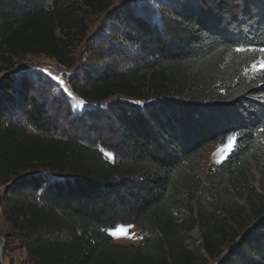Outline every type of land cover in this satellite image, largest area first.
<instances>
[{
    "label": "trees",
    "instance_id": "trees-1",
    "mask_svg": "<svg viewBox=\"0 0 264 264\" xmlns=\"http://www.w3.org/2000/svg\"><path fill=\"white\" fill-rule=\"evenodd\" d=\"M92 17L104 30L89 36ZM80 46L93 69L78 67ZM260 47L264 0H0L5 238L31 264H264ZM26 56L72 70V94L107 105L112 162L55 136L35 77L18 68ZM117 226H136L140 243L114 244Z\"/></svg>",
    "mask_w": 264,
    "mask_h": 264
},
{
    "label": "rangeland",
    "instance_id": "rangeland-1",
    "mask_svg": "<svg viewBox=\"0 0 264 264\" xmlns=\"http://www.w3.org/2000/svg\"><path fill=\"white\" fill-rule=\"evenodd\" d=\"M166 13L164 14L166 15ZM102 20L103 17L90 19L89 36L99 34L100 30H104V27H100ZM88 51L89 49L84 46L77 49L78 67L93 69L92 67L97 65L94 56L90 55ZM261 61H264V53L256 65H259ZM18 68H21L23 73L29 74V77H35L34 83L37 84L35 88L41 98L40 101L45 100L48 103V112L51 118L55 120L53 132L55 136L69 138L87 146L96 147L103 157L110 162L115 159V155L111 152V147H114L115 142L113 116L109 113L107 105L89 106L87 103H81L82 101L72 94L66 81L67 78L73 76L72 70H65L44 56H26L19 62ZM260 71L264 70L252 67L250 73L255 74ZM36 96L38 95L36 94ZM87 110L90 111L86 117H83ZM233 146L234 140L230 136L224 145L208 151L203 159L202 174H205L210 165L223 162L233 150ZM105 153L109 155H105ZM7 232L8 226L0 218V237L3 238V243L0 242V251L1 249L3 251L4 263L31 264L27 259L25 249L20 246V241L5 238ZM107 232L112 237L113 243L118 245L136 246L142 238L136 226H117ZM194 241H196L194 246L198 248L200 242L196 236H194ZM210 264L214 263L211 262Z\"/></svg>",
    "mask_w": 264,
    "mask_h": 264
},
{
    "label": "snow or ice",
    "instance_id": "snow-or-ice-1",
    "mask_svg": "<svg viewBox=\"0 0 264 264\" xmlns=\"http://www.w3.org/2000/svg\"><path fill=\"white\" fill-rule=\"evenodd\" d=\"M237 50L239 51L240 49H237ZM259 51L262 52V53H264V47H260L259 48ZM253 67L254 68H258L260 70H264V61H261L259 63V65L254 64ZM65 91H67V89H65ZM69 95H71V93H69ZM81 103H83V102H81ZM262 130H264V129H262ZM231 139L234 140L235 139V136L231 137ZM105 155H109V154L108 153H105Z\"/></svg>",
    "mask_w": 264,
    "mask_h": 264
},
{
    "label": "built area",
    "instance_id": "built-area-1",
    "mask_svg": "<svg viewBox=\"0 0 264 264\" xmlns=\"http://www.w3.org/2000/svg\"><path fill=\"white\" fill-rule=\"evenodd\" d=\"M5 194V187L0 185V215L2 214V199Z\"/></svg>",
    "mask_w": 264,
    "mask_h": 264
},
{
    "label": "water",
    "instance_id": "water-1",
    "mask_svg": "<svg viewBox=\"0 0 264 264\" xmlns=\"http://www.w3.org/2000/svg\"><path fill=\"white\" fill-rule=\"evenodd\" d=\"M0 242L3 243V238H1V237H0ZM2 252H3V251H2V249H1V251H0V263H1V264H5V263H4V260H3V257H2Z\"/></svg>",
    "mask_w": 264,
    "mask_h": 264
}]
</instances>
